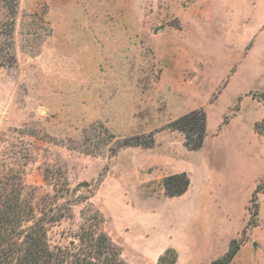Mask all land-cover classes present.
<instances>
[{
	"label": "rangeland",
	"instance_id": "obj_1",
	"mask_svg": "<svg viewBox=\"0 0 264 264\" xmlns=\"http://www.w3.org/2000/svg\"><path fill=\"white\" fill-rule=\"evenodd\" d=\"M14 1L0 0V193L31 205L52 252H74L97 211L126 264L169 248L200 264L185 253L196 183L183 198L162 188L197 156L165 125L263 113L264 0ZM148 133L152 148L114 153ZM257 186L230 264H264V173Z\"/></svg>",
	"mask_w": 264,
	"mask_h": 264
},
{
	"label": "crops",
	"instance_id": "obj_2",
	"mask_svg": "<svg viewBox=\"0 0 264 264\" xmlns=\"http://www.w3.org/2000/svg\"><path fill=\"white\" fill-rule=\"evenodd\" d=\"M252 100L262 106L263 113L250 123H243L241 108L221 128L223 118L213 126L205 113L203 145L193 152L197 156L195 170L183 169L169 174L185 172L188 175L190 185L181 198L186 197L196 183L191 211L184 214L187 224L196 229L185 253L192 260L201 258L200 264H210L223 255L229 242L237 237L245 223L251 195L264 173V136L254 130V124L264 118V102ZM256 149L259 151L255 156Z\"/></svg>",
	"mask_w": 264,
	"mask_h": 264
},
{
	"label": "trees",
	"instance_id": "obj_3",
	"mask_svg": "<svg viewBox=\"0 0 264 264\" xmlns=\"http://www.w3.org/2000/svg\"><path fill=\"white\" fill-rule=\"evenodd\" d=\"M13 6L9 7L11 13ZM264 102V99H260ZM228 121L223 117L222 124ZM264 123V118L254 124V130L259 132L258 125ZM165 129L177 132L183 138V147L189 152H197L203 145L206 135V115L202 109L192 110L165 125ZM154 133L137 135L123 139L114 153L126 147L152 148ZM190 180L185 172L173 174L162 180V188L167 198L180 197L188 190ZM257 186L252 194L254 201ZM0 264H126L121 260L119 247L114 245L101 228L103 218L95 212L94 226H82L78 237L79 247L74 251L57 249L52 252L46 242V231L40 220H36L30 204L23 203L19 193H0ZM30 223L29 225H27ZM244 241L231 240L227 252L213 260L210 264H230ZM178 255L174 249H166L159 256L157 264H177Z\"/></svg>",
	"mask_w": 264,
	"mask_h": 264
}]
</instances>
